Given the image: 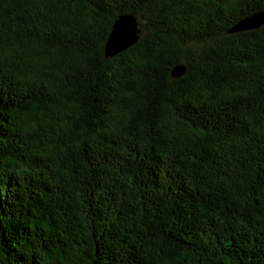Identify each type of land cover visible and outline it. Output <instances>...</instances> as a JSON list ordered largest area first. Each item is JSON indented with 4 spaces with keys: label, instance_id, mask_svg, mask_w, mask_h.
<instances>
[{
    "label": "trees",
    "instance_id": "1",
    "mask_svg": "<svg viewBox=\"0 0 264 264\" xmlns=\"http://www.w3.org/2000/svg\"><path fill=\"white\" fill-rule=\"evenodd\" d=\"M259 10L0 0V264H264Z\"/></svg>",
    "mask_w": 264,
    "mask_h": 264
},
{
    "label": "water",
    "instance_id": "2",
    "mask_svg": "<svg viewBox=\"0 0 264 264\" xmlns=\"http://www.w3.org/2000/svg\"><path fill=\"white\" fill-rule=\"evenodd\" d=\"M264 25V10L253 12L237 21L229 31H243L255 29ZM138 20L131 13L119 14L113 21L111 29L104 43V56L112 57L134 45L138 40ZM184 66L175 65L172 74L180 76Z\"/></svg>",
    "mask_w": 264,
    "mask_h": 264
}]
</instances>
